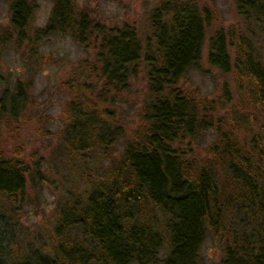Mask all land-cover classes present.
Masks as SVG:
<instances>
[{
    "label": "trees",
    "instance_id": "16d2710c",
    "mask_svg": "<svg viewBox=\"0 0 264 264\" xmlns=\"http://www.w3.org/2000/svg\"><path fill=\"white\" fill-rule=\"evenodd\" d=\"M35 1L10 0L14 30L23 32ZM51 1L42 33L70 32L84 42L88 14L76 13L73 0ZM234 3L245 33L216 30L208 41L207 61L222 72L232 69L245 83L249 102L263 109L264 0ZM213 19L211 9L193 0H158L144 44L128 24L103 32L104 52L96 54L91 69L106 85L125 87L144 63L150 97L139 126L121 155L111 157L119 128L83 95H75L68 105L61 155L65 150L72 166H96L90 188L57 207L56 239L49 252L11 253L14 234L4 227L0 263L4 258L12 264H202L201 247L211 232L222 240L214 264H264V134L240 142L217 128L218 141L205 159L173 145L212 120L199 115L201 106L176 82L199 66L205 27ZM21 100L18 88L0 94V122L16 119ZM232 120L249 131L248 120L239 115ZM20 153L0 152V197L6 203L15 201L26 185L28 169Z\"/></svg>",
    "mask_w": 264,
    "mask_h": 264
},
{
    "label": "rangeland",
    "instance_id": "374dc122",
    "mask_svg": "<svg viewBox=\"0 0 264 264\" xmlns=\"http://www.w3.org/2000/svg\"><path fill=\"white\" fill-rule=\"evenodd\" d=\"M199 7H208L214 19L205 27V37L198 67L188 69L176 82L190 99L198 103L199 115L212 120L205 128L189 137L183 136L174 146L191 151L197 159L210 158L211 146L224 130L243 142L253 134H264V108L252 105L245 83H241L231 69L222 72L207 61L208 41L221 29L245 33L234 0H193ZM75 12L85 11L90 27L84 42L70 32L42 33L50 11L51 0H36L27 25L20 33L10 25V0H0V94L20 91L16 119L0 122V152L12 156L20 151L27 166V180L15 201L5 202L0 197V233L7 226L11 253L31 254L49 252L56 236L57 207L65 198L78 197L89 190L95 165L68 164L70 158L64 147L63 132L68 123L69 102L75 95H83L93 104L95 112L111 126L118 127L119 135L110 148V156L118 158L150 97L144 63L128 77L127 85L114 88L92 72L91 64L102 49L103 34L123 24L132 26L142 44L149 35V16L158 0H73ZM106 32V33H103ZM232 48V47H230ZM231 58L233 51L229 50ZM92 108V107H91ZM235 112L233 115L231 112ZM237 115L248 120L247 129L232 120ZM65 149V147H64ZM87 157V152L84 151ZM85 157V158H86ZM78 160L82 161V157ZM73 167L68 174L67 169ZM88 176V177H87ZM222 240L220 233H207L201 247L202 264L219 260ZM0 264H12L2 258Z\"/></svg>",
    "mask_w": 264,
    "mask_h": 264
}]
</instances>
